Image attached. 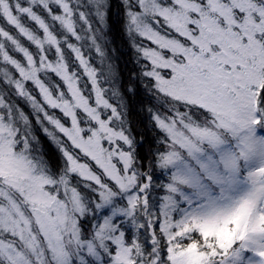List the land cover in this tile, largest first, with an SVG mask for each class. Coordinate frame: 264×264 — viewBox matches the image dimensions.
Here are the masks:
<instances>
[{
	"label": "snow or ice",
	"instance_id": "snow-or-ice-1",
	"mask_svg": "<svg viewBox=\"0 0 264 264\" xmlns=\"http://www.w3.org/2000/svg\"><path fill=\"white\" fill-rule=\"evenodd\" d=\"M0 264H264V0H0Z\"/></svg>",
	"mask_w": 264,
	"mask_h": 264
},
{
	"label": "trees",
	"instance_id": "trees-1",
	"mask_svg": "<svg viewBox=\"0 0 264 264\" xmlns=\"http://www.w3.org/2000/svg\"><path fill=\"white\" fill-rule=\"evenodd\" d=\"M108 40L110 55L118 65L121 74L126 79L130 73L137 70V66L134 63L135 53L124 33L121 18L116 14L115 11L113 12L110 20ZM142 100L143 97L136 98V113L133 115L132 121L138 133L147 134L151 128V122L147 119V114L139 110ZM38 135H40L45 147L49 149L50 154L54 157L55 149L48 144L43 134L38 133Z\"/></svg>",
	"mask_w": 264,
	"mask_h": 264
}]
</instances>
